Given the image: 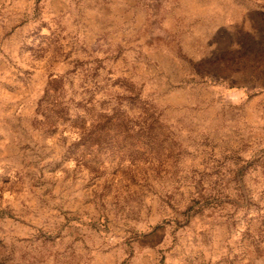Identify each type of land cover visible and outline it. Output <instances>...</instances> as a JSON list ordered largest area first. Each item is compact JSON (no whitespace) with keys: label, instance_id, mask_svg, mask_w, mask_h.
Segmentation results:
<instances>
[{"label":"rangeland","instance_id":"1","mask_svg":"<svg viewBox=\"0 0 264 264\" xmlns=\"http://www.w3.org/2000/svg\"><path fill=\"white\" fill-rule=\"evenodd\" d=\"M0 264H264V0H0Z\"/></svg>","mask_w":264,"mask_h":264}]
</instances>
